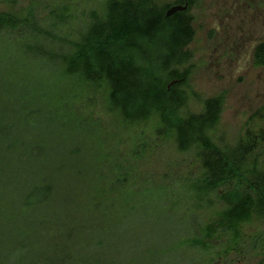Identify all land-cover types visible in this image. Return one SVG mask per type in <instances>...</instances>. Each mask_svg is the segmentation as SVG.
I'll use <instances>...</instances> for the list:
<instances>
[{"label":"trees","instance_id":"trees-1","mask_svg":"<svg viewBox=\"0 0 264 264\" xmlns=\"http://www.w3.org/2000/svg\"><path fill=\"white\" fill-rule=\"evenodd\" d=\"M199 1L178 0L176 5L189 4L188 9L167 17L173 5H161L159 0H107L105 15L94 8L76 15L74 10L79 7L73 0H32L19 9L15 8L19 0H4L10 7L0 9V62L11 66L15 81L25 79L37 67L57 68L56 84L61 91L50 100L53 113L43 120L48 127L60 118L80 120L83 125L94 121L91 115L75 112L77 103L94 97L87 90L92 87L128 128L152 126L155 134L175 139L182 152L194 150L204 164L202 175L198 182L192 184L191 180L180 190L186 189L183 193H189L193 202V209H185L188 214L195 210L200 215L204 209L207 219L191 224L178 249H197L199 263H227L233 253L255 252L261 258L258 264H264V230L252 238L247 232L254 222L264 223V129L254 130L249 123L248 132L236 144L221 146L213 134L220 122L222 97L207 101L202 114L184 115L181 111L191 99L186 89L190 68L186 67L193 58L189 47L196 36L193 10ZM42 10L50 12L43 15ZM83 17L91 18L84 31L75 27ZM254 64L264 67V42L255 49ZM13 89L18 109L4 107L0 111V264H52L49 256L57 257L53 249L63 238L69 241L74 229L65 231L68 219L47 212L55 198L52 178L41 179V169L35 168L32 175L38 180L30 183L5 170L4 160L37 153H24L26 142L17 136L19 131L9 113L28 125L25 120L40 117L34 106L44 99L25 95L21 84ZM136 148L142 151L140 146ZM105 151L111 154L108 148ZM118 163V172L116 164L101 178L111 179L114 174L119 187L103 193L107 201L119 202V209H125V204L128 210L133 209L129 201L137 195L136 177ZM146 185L143 196L148 198L167 201L174 194L159 183L147 181ZM180 190H174L176 195ZM56 229L60 233H55ZM46 233L54 237L44 243ZM70 245L61 248V261H73L67 250ZM40 247L45 251L34 250Z\"/></svg>","mask_w":264,"mask_h":264},{"label":"rangeland","instance_id":"rangeland-1","mask_svg":"<svg viewBox=\"0 0 264 264\" xmlns=\"http://www.w3.org/2000/svg\"><path fill=\"white\" fill-rule=\"evenodd\" d=\"M31 1L19 0L15 8L28 6ZM73 1L79 7L74 10L76 15L93 8L105 15L107 0ZM177 1L159 0V4L174 6ZM9 7L0 0V9ZM42 12L48 15L50 10ZM193 14L196 36L189 47L193 58L186 67L190 68L186 89L191 99L181 111L184 115L202 114L207 101L222 97L220 122L213 135L221 146L234 145L248 132L249 123L253 129H264V67L254 64L255 49L264 42V0H200ZM90 19L83 17L75 22V27L84 31ZM10 67L0 62V111L4 107L18 109L13 103V87L17 84L23 85L25 95L44 99L34 106L40 117L25 120L28 125L9 113L19 131L17 136L26 142L24 153H37L30 157L26 154L25 158L17 154L14 159L4 160L5 170L27 182L35 181V168L38 172L41 169V179L52 178L55 198L48 204L47 212L68 219H64L68 225L65 231L74 229L69 241L63 238V243L60 241L58 248L53 249L57 257L49 256L52 264H258L261 258L255 252L243 256L233 253L227 263H199L197 249H178L191 224L207 219L204 209L200 215L195 210L193 215L188 214L185 209H193V202L189 193H183L186 189L180 190L191 180L192 184L198 182L202 175L204 164L194 150L182 152L175 139L155 134L152 126L128 128L92 87L87 90L94 97L77 103L75 112L91 115L94 121L83 125L80 120L59 117V124L48 127L43 120L49 118V112L53 113L50 100L61 91L56 84L57 68L37 67L25 79L15 81ZM138 146L142 151L137 150ZM107 148L110 155L106 154ZM115 153L121 155L119 161V154ZM118 162L136 177L137 195L129 201L133 209L128 210L127 204L126 210L119 209L120 203L107 201L103 193L104 189L113 191L119 187L114 174L111 179L101 178L107 171L109 175L116 164L118 172ZM147 181L168 186L175 195L171 194L167 201L143 196ZM174 190L182 192L176 195ZM121 203L123 206L124 200ZM263 230L264 223L258 221L247 228L251 238ZM53 237L46 233L43 242L52 241ZM67 244H71L67 250L74 258L69 263L60 258L61 248ZM34 250L45 251V247Z\"/></svg>","mask_w":264,"mask_h":264},{"label":"water","instance_id":"water-1","mask_svg":"<svg viewBox=\"0 0 264 264\" xmlns=\"http://www.w3.org/2000/svg\"><path fill=\"white\" fill-rule=\"evenodd\" d=\"M189 7V4L186 5H174L171 8L168 9L167 11V17H171L173 15H175L176 13L180 12V11H185L187 10Z\"/></svg>","mask_w":264,"mask_h":264}]
</instances>
